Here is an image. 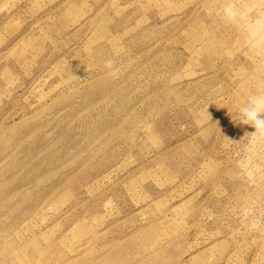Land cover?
<instances>
[{
    "label": "rangeland",
    "instance_id": "1",
    "mask_svg": "<svg viewBox=\"0 0 264 264\" xmlns=\"http://www.w3.org/2000/svg\"><path fill=\"white\" fill-rule=\"evenodd\" d=\"M256 91L264 0H0V264H264Z\"/></svg>",
    "mask_w": 264,
    "mask_h": 264
},
{
    "label": "clouds",
    "instance_id": "2",
    "mask_svg": "<svg viewBox=\"0 0 264 264\" xmlns=\"http://www.w3.org/2000/svg\"><path fill=\"white\" fill-rule=\"evenodd\" d=\"M264 92H249L245 101L232 114V119L244 125L254 127L255 132L251 134L254 142L264 140ZM258 227V224H254Z\"/></svg>",
    "mask_w": 264,
    "mask_h": 264
}]
</instances>
